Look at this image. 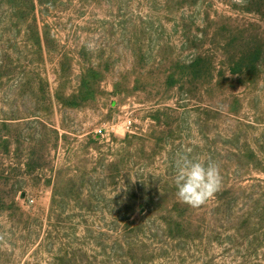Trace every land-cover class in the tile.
Here are the masks:
<instances>
[{"label": "clouds", "instance_id": "1", "mask_svg": "<svg viewBox=\"0 0 264 264\" xmlns=\"http://www.w3.org/2000/svg\"><path fill=\"white\" fill-rule=\"evenodd\" d=\"M174 184L178 200L198 208L210 200L222 185V175L217 162L178 153L175 159ZM154 264H160L154 261Z\"/></svg>", "mask_w": 264, "mask_h": 264}, {"label": "rangeland", "instance_id": "2", "mask_svg": "<svg viewBox=\"0 0 264 264\" xmlns=\"http://www.w3.org/2000/svg\"><path fill=\"white\" fill-rule=\"evenodd\" d=\"M7 6H8V0H0V264H1V230H2Z\"/></svg>", "mask_w": 264, "mask_h": 264}]
</instances>
